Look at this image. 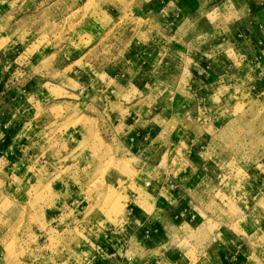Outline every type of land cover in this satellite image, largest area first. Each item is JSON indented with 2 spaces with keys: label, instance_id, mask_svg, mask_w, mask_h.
Instances as JSON below:
<instances>
[{
  "label": "rangeland",
  "instance_id": "374dc122",
  "mask_svg": "<svg viewBox=\"0 0 264 264\" xmlns=\"http://www.w3.org/2000/svg\"><path fill=\"white\" fill-rule=\"evenodd\" d=\"M1 78L0 264H264V0H0Z\"/></svg>",
  "mask_w": 264,
  "mask_h": 264
},
{
  "label": "crops",
  "instance_id": "0c3cea01",
  "mask_svg": "<svg viewBox=\"0 0 264 264\" xmlns=\"http://www.w3.org/2000/svg\"><path fill=\"white\" fill-rule=\"evenodd\" d=\"M214 0H196V4L198 6V8H201V7H205L207 4H210L211 2H213ZM216 1V0H215ZM3 71V70H2ZM1 71V75H2V72ZM3 77V75H2ZM2 78L0 79V82H1ZM5 89V88H4ZM0 94H5L4 91H0Z\"/></svg>",
  "mask_w": 264,
  "mask_h": 264
}]
</instances>
